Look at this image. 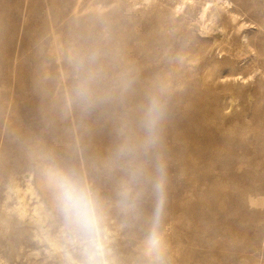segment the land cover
Returning <instances> with one entry per match:
<instances>
[{"label": "rangeland", "instance_id": "374dc122", "mask_svg": "<svg viewBox=\"0 0 264 264\" xmlns=\"http://www.w3.org/2000/svg\"><path fill=\"white\" fill-rule=\"evenodd\" d=\"M222 1L0 0V264H85L50 167L98 194L107 264H264V0Z\"/></svg>", "mask_w": 264, "mask_h": 264}, {"label": "clouds", "instance_id": "9594fccd", "mask_svg": "<svg viewBox=\"0 0 264 264\" xmlns=\"http://www.w3.org/2000/svg\"><path fill=\"white\" fill-rule=\"evenodd\" d=\"M76 91L82 102L88 101L89 89L86 82L78 85ZM159 119V109L156 102L152 101L142 121L145 132V149L156 143ZM132 151L133 149L125 144L118 147L117 154L126 156ZM44 175L64 225L78 241L86 256L85 264H107L99 246L103 231L104 213L98 194L75 168L58 169L50 167L45 170ZM143 175V168L137 167L130 173V181L121 185L118 191L121 205L127 204L134 197L132 185L138 183ZM154 188L159 194V211H162L164 204V180L162 176L155 183ZM147 244L149 249L157 248L160 244L159 238L150 237Z\"/></svg>", "mask_w": 264, "mask_h": 264}, {"label": "bare ground", "instance_id": "6f19581e", "mask_svg": "<svg viewBox=\"0 0 264 264\" xmlns=\"http://www.w3.org/2000/svg\"><path fill=\"white\" fill-rule=\"evenodd\" d=\"M222 2H224V3H226V7L227 8H231V2L229 1V0H223ZM234 9V8H233ZM256 53H257V51H256ZM221 78V77H220ZM188 99V98H187ZM187 102V101H186ZM202 109V105H200V106H194V108L192 107V106H184V108L183 109H181L180 108V113H179V115H177V114H175L174 112V115H175V117H174V124H177L178 123V121H179V119H181L182 117L185 119V120H188L189 122V124L191 123V121H193V119H194V117H195V115L196 114H198L199 112H200V110ZM172 110H174V107H172ZM179 124H177V126H178ZM175 126V125H174ZM179 128V127H178ZM193 134H199V133H193ZM191 138L193 137V136H190ZM223 138V137H222ZM21 199H22V196L20 195V196H18V204L16 205V209H17V211H18V213L20 212V213H23V214H25V209H26V204L25 203H23L22 201H21ZM10 210L9 209H7L6 210V213L8 214V216L10 215ZM5 214V213H4Z\"/></svg>", "mask_w": 264, "mask_h": 264}]
</instances>
